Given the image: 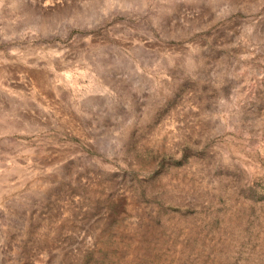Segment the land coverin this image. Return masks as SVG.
Masks as SVG:
<instances>
[{"label": "rangeland", "instance_id": "374dc122", "mask_svg": "<svg viewBox=\"0 0 264 264\" xmlns=\"http://www.w3.org/2000/svg\"><path fill=\"white\" fill-rule=\"evenodd\" d=\"M0 264H264V0H0Z\"/></svg>", "mask_w": 264, "mask_h": 264}]
</instances>
